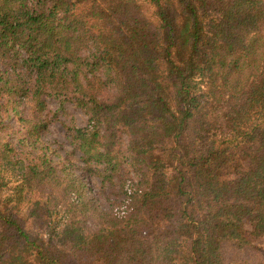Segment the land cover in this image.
Here are the masks:
<instances>
[{"label": "trees", "instance_id": "obj_1", "mask_svg": "<svg viewBox=\"0 0 264 264\" xmlns=\"http://www.w3.org/2000/svg\"><path fill=\"white\" fill-rule=\"evenodd\" d=\"M51 98L86 118L63 159ZM259 237L264 0H0V264H264Z\"/></svg>", "mask_w": 264, "mask_h": 264}, {"label": "rangeland", "instance_id": "obj_2", "mask_svg": "<svg viewBox=\"0 0 264 264\" xmlns=\"http://www.w3.org/2000/svg\"><path fill=\"white\" fill-rule=\"evenodd\" d=\"M62 104L64 106L63 109L60 108V105ZM49 107L52 111H58L59 113L53 124L50 126L49 131L43 135L42 140L43 142L45 141L51 146L56 147L61 159H63L66 151L72 149L70 138L66 133V127L68 125L82 126L85 123L86 118L80 108L74 106L68 101L62 102L60 99L51 98L49 100ZM59 158L60 157L56 155V159ZM74 158L78 159L77 157ZM76 159L75 162L77 161ZM253 243L259 247L264 246V237L254 238ZM224 255L227 260L231 258H245L250 262L256 261L258 257L257 252L250 248L249 250L246 249L245 251L239 252L228 247L226 252H224Z\"/></svg>", "mask_w": 264, "mask_h": 264}]
</instances>
